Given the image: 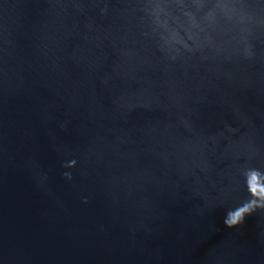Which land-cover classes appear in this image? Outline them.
<instances>
[{"label":"water","instance_id":"obj_1","mask_svg":"<svg viewBox=\"0 0 264 264\" xmlns=\"http://www.w3.org/2000/svg\"><path fill=\"white\" fill-rule=\"evenodd\" d=\"M0 264H264V0H0Z\"/></svg>","mask_w":264,"mask_h":264},{"label":"clouds","instance_id":"obj_2","mask_svg":"<svg viewBox=\"0 0 264 264\" xmlns=\"http://www.w3.org/2000/svg\"><path fill=\"white\" fill-rule=\"evenodd\" d=\"M69 178H71V177L69 176ZM225 223H226V225H228V221H226ZM228 226H230V225H228Z\"/></svg>","mask_w":264,"mask_h":264}]
</instances>
